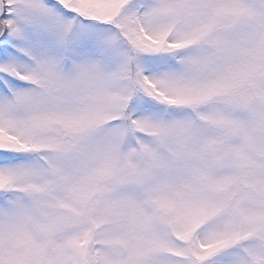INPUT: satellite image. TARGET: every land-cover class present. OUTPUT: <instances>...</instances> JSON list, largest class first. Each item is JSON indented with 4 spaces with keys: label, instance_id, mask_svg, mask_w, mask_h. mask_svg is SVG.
I'll return each mask as SVG.
<instances>
[{
    "label": "snow or ice",
    "instance_id": "obj_1",
    "mask_svg": "<svg viewBox=\"0 0 264 264\" xmlns=\"http://www.w3.org/2000/svg\"><path fill=\"white\" fill-rule=\"evenodd\" d=\"M0 264H264V0H0Z\"/></svg>",
    "mask_w": 264,
    "mask_h": 264
}]
</instances>
